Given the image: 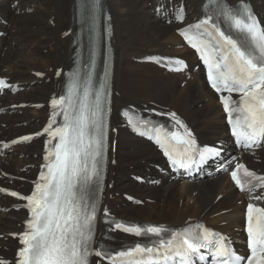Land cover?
<instances>
[{
    "label": "bare ground",
    "instance_id": "6f19581e",
    "mask_svg": "<svg viewBox=\"0 0 264 264\" xmlns=\"http://www.w3.org/2000/svg\"><path fill=\"white\" fill-rule=\"evenodd\" d=\"M179 1L105 0L114 26L112 124L118 129L117 133H112L117 152H112V156L118 159V163L109 166L103 209L122 212L128 217L137 216L152 223L164 222L162 218L178 223H186L188 218L201 219L213 223L216 229L228 232L235 243L243 245V237L235 229H240L243 224L245 197L237 192L225 167L216 176L195 177L194 174L189 182H181L179 175L162 174L154 168V163L166 165L160 153L148 140L123 127L121 116L118 117V109L128 104L161 110L170 107L193 127L201 144L227 139L225 117L217 96L207 87L204 70L176 33V29L187 22L176 23L173 18L167 21L160 16L161 13L155 12L157 5L165 6V11L169 4ZM185 1L187 21L190 22L200 16L204 0ZM229 1L234 3L237 0ZM251 1L255 9L264 15V0ZM75 4L76 0H0V32H7L6 37L0 38V75L12 77L11 82H23L24 86V91L16 94L5 92L2 101L10 99V104L28 102L29 106L33 105L21 115L14 113L18 109L8 110V123L0 127V137L4 136L5 140L14 133L40 128L45 121L48 107L40 103L61 89L65 75L63 71L56 77L53 70L60 66L67 69L71 63L72 38L66 31L76 28L71 27ZM179 5L180 2L174 7V13H177ZM3 19H8L7 23H2ZM154 53L186 55L190 58L189 68L181 73L166 71L163 63L155 57L149 60L150 54ZM41 139L16 148V154L0 155V184L11 182L26 189L31 186V174L40 162L44 136ZM240 162H250L254 167L264 169V148L248 152ZM13 166L17 170L5 175L7 168ZM129 167L135 168L138 173L148 172L160 183L137 184L135 178L127 176L131 172ZM22 168L26 171H21ZM122 193L128 194L129 199L123 201ZM137 198L152 199L153 202H146V206L141 207L136 203ZM238 200L243 203L237 204ZM20 201L0 191V206L1 203L21 205ZM24 218V206L18 211H0V231L6 234L0 238V251H12L11 245L15 243L8 234L20 231L17 223ZM111 235L124 242L133 238L115 230ZM120 246L116 244L117 248Z\"/></svg>",
    "mask_w": 264,
    "mask_h": 264
},
{
    "label": "snow or ice",
    "instance_id": "6c2138e0",
    "mask_svg": "<svg viewBox=\"0 0 264 264\" xmlns=\"http://www.w3.org/2000/svg\"><path fill=\"white\" fill-rule=\"evenodd\" d=\"M96 7L99 8V0H96ZM219 15L230 22L229 27L234 32L226 34L212 15L181 31L208 65L211 87L217 93H228L220 98L236 143L251 149L261 146L264 141V25H260L250 12L221 8ZM178 18L183 19V15ZM193 31L195 35L190 34ZM177 63L184 64L183 61ZM71 75L75 79L68 96L51 102L54 107L59 104L63 108V124L51 130L50 122L43 130L50 136L59 137V143L54 145L51 153L54 159L45 165L47 172H40V180L30 195L9 193L26 200L31 211V218L26 221L27 230L19 234L24 246L19 249L17 264H90L93 255L107 258L111 264H197L209 256L213 264H264V208L255 203L264 200V195H251L257 189L264 191V175H258L242 164L236 165L231 177L240 190L250 194L247 205L250 254L246 257L235 252L229 238L204 225L168 230L157 225L145 228L116 222L118 230L155 239L135 242L119 250H97L95 221L105 153L107 86L101 84L94 91L90 72L82 95H78V74ZM0 86H7L2 79ZM233 93L239 94L238 100H233ZM170 115L183 133L168 132L163 126L154 131L157 143L174 167L191 168L221 155L220 148H196L190 130L175 113ZM31 138L20 139L28 141ZM45 160L49 157L45 156ZM241 169L242 176L239 174ZM0 264L9 262L0 259Z\"/></svg>",
    "mask_w": 264,
    "mask_h": 264
},
{
    "label": "rangeland",
    "instance_id": "374dc122",
    "mask_svg": "<svg viewBox=\"0 0 264 264\" xmlns=\"http://www.w3.org/2000/svg\"><path fill=\"white\" fill-rule=\"evenodd\" d=\"M186 4H187V2H186ZM8 20V19H7ZM7 20L6 19H3V20H1V22L3 23H7ZM4 30H2L1 32H0V38L1 37H6L7 36V32L6 31H4ZM1 54V53H0ZM60 67H62V69L63 70H65V68L63 67V66H60ZM59 68V67H58ZM57 68V69H58ZM56 69V70H57ZM56 70H53V71H56ZM189 77H191V75H189ZM10 81H12V77H11V79H10ZM47 82L48 81H50V80H46ZM23 83V82H22ZM22 83H20V85H21V87H22V89H21V91H24V86H22L23 84ZM34 84V82H32L31 83V85H33ZM9 102H12L10 99L9 100H7L6 102H5V104H7V103H9ZM26 106L25 107H20V108H16V109H18V112H14V113H18L19 115H21L22 113H23V111L25 110V109H27L28 107H31V108H33V105H28V102H26ZM43 104L45 105V106H47V100L45 101V102H43ZM126 106V105H125ZM170 107H167V109H169ZM170 110V109H169ZM118 117H119V114H120V108L118 109ZM7 114H9V113H7ZM7 114H5V116L4 115H2L1 117H0V127H5L6 126V124L8 123V121H7ZM5 118H6V120H5ZM30 131H24V132H22V133H14L15 135H11L12 137L13 136H17V135H19V134H23V133H26V132H32V131H37L38 130V128L37 129H29ZM32 130V131H31ZM10 136V137H11ZM4 136H2V137H0V138H3ZM212 143V142H211ZM20 147V146H19ZM16 151H17V149H15L11 154H16ZM117 153V152H116ZM116 161L118 162V159L116 158ZM156 165V163L154 164V166ZM150 167H153L152 165H150ZM154 168H156V167H154ZM8 170L6 171L7 173H9L10 171L11 172H15L16 170H17V167L16 166H13V167H8L7 168ZM26 168H22L21 169V171H26L25 170ZM157 169V168H156ZM36 170L37 169H35L34 171H33V173L31 174V176L32 177H34L35 176V173H36ZM129 170L131 171V172H128L127 173V176L129 177V179H131L132 177H134L133 175H136V176H142L143 177V179L141 180V181H138V184L139 185H143V186H146L147 184H150L149 182H150V179L152 178L153 180L152 181H158L157 183L159 184L160 183V181L157 179V178H155L153 175H151V174H148V172L147 173H138L137 171H136V169L135 168H133V167H129ZM1 172V171H0ZM116 173V172H115ZM116 175V174H115ZM136 184V183H135ZM1 186H3V187H7V188H10V189H14V190H18V191H20V192H22L23 191V186H18V185H12L11 184V182H8V183H1L0 184ZM124 193H122L121 194V196H122V198H123V201H125L126 199V197L123 195ZM138 194V193H137ZM140 198V197H139ZM220 198H218V200H219ZM141 201H143V203H140V204H138V206H141V207H145L146 205V202H153V200L152 199H140ZM5 203H7V202H5ZM241 202H240V200H238L237 201V204H240ZM1 205H2V203H1ZM111 212H113V213H116V215L117 216H119V217H123V218H127V219H130V220H135V221H139V222H144V221H146L145 219H143V218H139V217H137V216H134V217H128V216H124V214H121L122 212H118V211H115V210H110ZM162 219H164L165 221L164 222H161V223H167V224H169V225H172V226H177V225H181V224H185L183 221H182V223H178V222H172L171 220H169V219H165V218H162ZM195 220H201V219H197V218H188L185 222L186 223H188V222H193V221H195ZM148 222H150V221H148ZM206 222V221H205ZM208 225H210V226H213L214 227V224L213 223H210V222H206ZM18 224V223H17ZM19 231V230H18ZM17 231V232H18ZM235 231L236 232H238V233H240L241 232V228L240 229H238V228H236L235 229ZM1 233H0V235H1V238H3V237H5V233H2V231H0ZM16 232V233H17ZM15 233V234H16ZM12 239H13V242L15 243V235H13L11 232H9V234H8ZM12 247H13V249H12V251H10V252H8V250H6V251H0V253H1V255L2 256H5L6 258H9V257H13V253L15 252V244L14 245H11ZM9 248H10V246H9Z\"/></svg>",
    "mask_w": 264,
    "mask_h": 264
}]
</instances>
